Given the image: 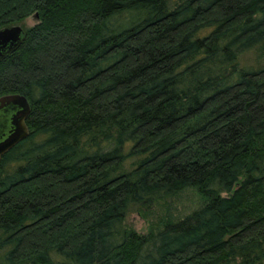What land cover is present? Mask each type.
I'll list each match as a JSON object with an SVG mask.
<instances>
[{
	"label": "trees",
	"instance_id": "1",
	"mask_svg": "<svg viewBox=\"0 0 264 264\" xmlns=\"http://www.w3.org/2000/svg\"><path fill=\"white\" fill-rule=\"evenodd\" d=\"M30 104L0 159V264H264V0H0ZM194 187L147 234L128 212ZM225 193V195H223Z\"/></svg>",
	"mask_w": 264,
	"mask_h": 264
},
{
	"label": "rangeland",
	"instance_id": "2",
	"mask_svg": "<svg viewBox=\"0 0 264 264\" xmlns=\"http://www.w3.org/2000/svg\"><path fill=\"white\" fill-rule=\"evenodd\" d=\"M36 13L30 14L22 22L15 25H20L23 29L33 26L39 20L38 16L35 17ZM239 64L241 67H262L264 66V57H262L259 48H253L240 55ZM204 202L205 198L198 190L189 186L172 196L157 200L148 209L128 212L124 218L123 225L138 234H147L150 231L161 228L165 221H175L183 218L193 210L200 208ZM21 264L30 263L23 262Z\"/></svg>",
	"mask_w": 264,
	"mask_h": 264
},
{
	"label": "water",
	"instance_id": "3",
	"mask_svg": "<svg viewBox=\"0 0 264 264\" xmlns=\"http://www.w3.org/2000/svg\"><path fill=\"white\" fill-rule=\"evenodd\" d=\"M37 13L35 17H37ZM25 37L20 25L0 28V61L16 50ZM30 112L28 99L18 93L0 96V159L19 141L29 135L26 118Z\"/></svg>",
	"mask_w": 264,
	"mask_h": 264
}]
</instances>
